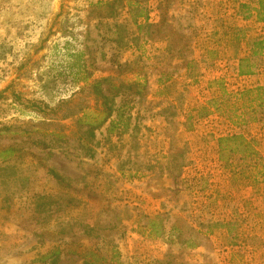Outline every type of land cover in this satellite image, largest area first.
<instances>
[{"label": "rangeland", "instance_id": "374dc122", "mask_svg": "<svg viewBox=\"0 0 264 264\" xmlns=\"http://www.w3.org/2000/svg\"><path fill=\"white\" fill-rule=\"evenodd\" d=\"M222 1L0 0V264H264V36Z\"/></svg>", "mask_w": 264, "mask_h": 264}, {"label": "trees", "instance_id": "16d2710c", "mask_svg": "<svg viewBox=\"0 0 264 264\" xmlns=\"http://www.w3.org/2000/svg\"><path fill=\"white\" fill-rule=\"evenodd\" d=\"M99 3V1H97ZM102 2V1H100ZM132 0H127V5H131ZM258 4H259V10L260 11H264V0H258ZM144 19H146V15L143 13ZM258 44V43H257ZM261 45V43H259ZM243 61L244 59H241L240 63H239V70L238 73L239 74H250L252 71L250 70V68L245 67L243 65ZM66 69H68V72L70 75L74 76V80L75 78H77V76L80 74V71L82 70L81 65L78 63H72L69 65H66ZM73 78V77H72ZM77 80V79H76ZM100 82L96 81L93 84V87L95 88V93L99 94L100 96H102L105 99V96L102 94V91L99 87ZM263 88L261 86H256L254 87V91L255 93L259 94V91H261ZM252 92V88L251 89H246L245 91L241 92L240 94H244V93H249ZM63 102V101H62ZM108 108V111L105 112L102 117L94 123H84L86 126V131L88 133L89 136L93 135V131L95 128H97L101 123H103L110 115V108ZM86 109V105H80L77 106V109L75 110V112L79 113L82 112ZM84 115V113H83ZM82 115V116H83ZM82 116L78 119L79 123H82L83 120H81ZM217 144H218V149L220 152V155H223L225 153V151H228L230 153H234V152H238V147H240L241 149H245L244 151H247V153L251 152V141L250 140H246L244 138L243 135L241 134H237V135H224V136H220L217 139Z\"/></svg>", "mask_w": 264, "mask_h": 264}, {"label": "crops", "instance_id": "0c3cea01", "mask_svg": "<svg viewBox=\"0 0 264 264\" xmlns=\"http://www.w3.org/2000/svg\"><path fill=\"white\" fill-rule=\"evenodd\" d=\"M227 1V2H226ZM231 0H224V2L222 1L220 4H221V8H220V11H219V16H222L223 18H229V13L233 11V7L231 6ZM257 3H258V0H257ZM216 11V9L214 10ZM250 11L252 12L251 13V16L249 19H246V22L248 24H250L249 22L252 21L251 19H254L253 20V23H255L258 27V33L262 34V36H264V13H260L259 11V4H255V3H251L250 4ZM156 44H154L152 42V50H151V55H154L155 53H159L160 51L163 52V50H158V51H154L153 48ZM217 47V46H216ZM214 47V48H216ZM216 54V52H215ZM218 55L220 56L221 53L219 52ZM245 78H247V80H255L256 76L252 75V74H248L247 76H244ZM259 85L263 84L261 82L257 83ZM254 86V85H253ZM252 87L251 85L248 86L247 85V88H250Z\"/></svg>", "mask_w": 264, "mask_h": 264}]
</instances>
